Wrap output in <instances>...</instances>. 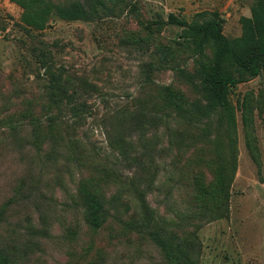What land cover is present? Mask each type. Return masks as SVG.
<instances>
[{
	"label": "rangeland",
	"instance_id": "1",
	"mask_svg": "<svg viewBox=\"0 0 264 264\" xmlns=\"http://www.w3.org/2000/svg\"><path fill=\"white\" fill-rule=\"evenodd\" d=\"M255 4L264 0H119L99 19L64 20L52 12L35 29L20 5L0 0V252L10 264H167L148 233L164 228L182 237L183 225L193 231L195 220H181L194 203L180 176L195 169L209 178L213 157L185 140L192 129L172 130L163 119L157 140L137 141L140 132L154 131L151 111L164 110L162 87L189 100L198 96L181 73L195 79L205 59L182 43L180 27L165 21L169 13L187 20L217 13L223 33L234 38ZM154 20L164 23L148 32L144 25ZM46 64L78 79L86 103L78 118L66 101L49 102ZM229 96L236 171L227 215L195 230L194 264H264V80L238 83ZM133 112L143 119L142 131L132 127ZM111 126L129 130L132 151L146 152L136 170L109 148ZM85 179L97 181L108 201L98 229L83 216ZM140 197L151 209L148 226Z\"/></svg>",
	"mask_w": 264,
	"mask_h": 264
},
{
	"label": "trees",
	"instance_id": "2",
	"mask_svg": "<svg viewBox=\"0 0 264 264\" xmlns=\"http://www.w3.org/2000/svg\"><path fill=\"white\" fill-rule=\"evenodd\" d=\"M11 1L23 8L25 23L35 29H43L52 12L64 20L92 21L111 12L113 4L119 0H75L60 3L52 0ZM251 12V17L241 19V35L234 38H229L223 33V21L217 13L198 19L205 14L199 12L192 20L169 13L165 21V24L180 27L182 43L191 47L198 58L205 59L200 60L195 79L191 75L181 73L198 96L194 100H189L177 89L170 86L162 87L164 110L161 115L160 109L151 111L148 118L154 131L150 136H147L146 130L140 132L137 141L141 142L140 145L146 143V146L157 140L155 128L162 122L157 119H163L172 130L176 126L178 129L181 127L192 129L185 140L195 148L196 144L209 148L213 157L209 178H205L201 171L196 172L195 169L183 170V175L180 176L186 179L185 185L190 189L194 203V210L186 212L181 220H185V223L186 220H195L191 221L193 231L186 230L187 226L183 225L182 237L177 233H169L164 228L159 230L151 228L148 233L153 244L160 248L167 264H194L195 254L190 248L191 245L198 244L195 230L205 223L227 215L229 186L236 171L235 111L229 94L238 83L257 76L264 80V6L255 4L251 7ZM162 23L164 22L154 20L147 22L144 27L150 32L152 25L158 26ZM208 48L211 49L209 59L206 56ZM40 58L44 62L45 59ZM45 70L49 77L47 85L49 102L58 107L66 101L72 109V117L78 118L86 106V103L79 99L78 79L67 74L63 68L55 71L46 64ZM180 71L182 70L179 69L178 72ZM139 115L147 116L144 111L139 112ZM139 117L138 113H132V127L142 131L143 119ZM127 133L123 130L116 132L111 126L107 131L108 146L123 162L131 164L130 168L133 166L136 170L146 152L143 153L141 149L140 152L132 151V142L126 136ZM183 140L180 139L179 142ZM169 176L173 178L172 174ZM80 190L85 221L92 229H98L103 225L107 214V198L101 193L97 181L91 179H85L80 185ZM140 199V208L145 215L144 226H148L150 217L147 215L151 214V209L142 197ZM0 264H10L1 252Z\"/></svg>",
	"mask_w": 264,
	"mask_h": 264
}]
</instances>
